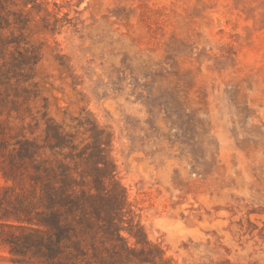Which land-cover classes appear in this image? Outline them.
<instances>
[{
    "label": "rangeland",
    "instance_id": "1",
    "mask_svg": "<svg viewBox=\"0 0 264 264\" xmlns=\"http://www.w3.org/2000/svg\"><path fill=\"white\" fill-rule=\"evenodd\" d=\"M48 125L104 169L130 264H264V0H0V161ZM19 224L0 264H39Z\"/></svg>",
    "mask_w": 264,
    "mask_h": 264
},
{
    "label": "trees",
    "instance_id": "2",
    "mask_svg": "<svg viewBox=\"0 0 264 264\" xmlns=\"http://www.w3.org/2000/svg\"><path fill=\"white\" fill-rule=\"evenodd\" d=\"M45 132L43 144L25 139L3 147L7 153L0 166L15 183L7 187L15 198L0 199V219L14 217L20 223L12 225L20 233L11 232L6 240L11 251L39 264H130L132 257L123 252L148 261L120 244L121 227L103 204L105 176L99 161L86 152L62 153L74 148L68 134L51 125ZM47 149L64 158L45 155Z\"/></svg>",
    "mask_w": 264,
    "mask_h": 264
}]
</instances>
